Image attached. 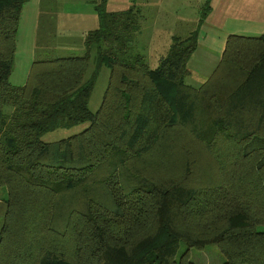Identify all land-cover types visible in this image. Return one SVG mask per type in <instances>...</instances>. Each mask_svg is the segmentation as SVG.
Returning <instances> with one entry per match:
<instances>
[{"label": "trees", "instance_id": "16d2710c", "mask_svg": "<svg viewBox=\"0 0 264 264\" xmlns=\"http://www.w3.org/2000/svg\"><path fill=\"white\" fill-rule=\"evenodd\" d=\"M28 1L0 0V264H192L211 244L223 264H264V34L228 36L208 79L188 84L209 1L151 69L134 46L141 10L99 0L84 54L34 61L14 86Z\"/></svg>", "mask_w": 264, "mask_h": 264}, {"label": "rangeland", "instance_id": "374dc122", "mask_svg": "<svg viewBox=\"0 0 264 264\" xmlns=\"http://www.w3.org/2000/svg\"><path fill=\"white\" fill-rule=\"evenodd\" d=\"M95 0H29L23 7L17 35L16 53L10 83L22 86L26 83L32 62L55 58L82 56L85 52L83 40L85 34L97 28V16L93 9ZM207 0H108L106 9L109 12L126 10L130 6L141 10L142 24L134 40L136 50L145 56L147 65L154 69L158 60L164 56L173 37L185 38L197 25L205 8ZM37 2V3H36ZM39 9V14H38ZM192 10V11H189ZM189 11V12H187ZM73 15L74 17H71ZM94 16L91 20V16ZM85 16V18H80ZM208 30L202 29L199 35L198 49L190 58L187 70L190 78L188 84H195L203 80L194 81L193 73L208 76L215 69L219 60L217 52L208 47L214 46L210 42L221 37H213ZM218 46L217 44L215 47ZM217 48V47H216ZM215 54V55H214ZM222 54V53H221ZM206 59V62L204 61ZM90 61L86 76L94 68ZM199 74H195L196 77ZM109 71L101 68L97 82L89 99L88 107L96 112L100 107L105 92ZM88 127V123L79 124L69 129H59L45 134L42 140L47 143L78 134ZM7 192L0 187V227L5 212ZM264 230V227H260ZM186 250L180 245L176 260ZM187 262L192 264H223L225 257L216 245H207L203 249H190Z\"/></svg>", "mask_w": 264, "mask_h": 264}, {"label": "crops", "instance_id": "0c3cea01", "mask_svg": "<svg viewBox=\"0 0 264 264\" xmlns=\"http://www.w3.org/2000/svg\"><path fill=\"white\" fill-rule=\"evenodd\" d=\"M209 1L210 10L205 18L203 25L200 27L199 35L202 29H207L208 34L213 37H221L219 40H213L209 52H217L216 63L223 52L226 38L230 35L257 37L264 34V0H207ZM99 2L95 0L94 3ZM37 3V2H36ZM108 3V2H107ZM94 5V4H93ZM192 11V10H189ZM187 11V12H189ZM39 14V9H38ZM22 13V12H21ZM71 17H74L71 15ZM76 18V17H74ZM85 18V16H80ZM93 20L94 16H91ZM197 27L194 26V29ZM190 34V33H189ZM218 45L215 47V45ZM198 49V46H197ZM215 55V54H214ZM193 56V55H192ZM206 62V59L204 58ZM213 72V70H212ZM211 72V73H212ZM197 72L193 73L195 82L201 78L203 80L195 84L204 83L208 77ZM199 76L196 77V75ZM194 83V82H193Z\"/></svg>", "mask_w": 264, "mask_h": 264}]
</instances>
